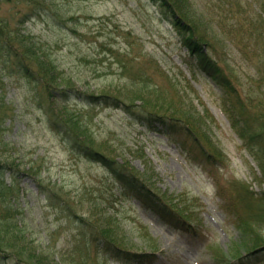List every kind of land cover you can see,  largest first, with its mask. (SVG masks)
Listing matches in <instances>:
<instances>
[{"label":"rangeland","instance_id":"obj_1","mask_svg":"<svg viewBox=\"0 0 264 264\" xmlns=\"http://www.w3.org/2000/svg\"><path fill=\"white\" fill-rule=\"evenodd\" d=\"M192 1L199 29L214 38L212 56L248 102V112L264 117V0ZM20 15H26L23 29L44 42L68 79L51 78V86L30 80L0 53V161L11 154L14 173L6 170L2 177L17 188L10 196L17 224L44 245L39 249L46 260L92 234L47 203L28 172L34 159L32 171L74 211L93 219L97 210L104 225L107 219L118 248L87 241L96 264H246V255L253 258L248 263L264 264V171L231 125L230 94L198 66L154 0H0L3 19L12 23ZM123 66L151 73L146 82L191 113L193 127L217 153L202 156L180 126L148 124L120 107L92 102L90 93H120L130 85ZM45 105L68 122L80 118L96 147L181 213L168 220L120 195L103 162L84 157L51 130Z\"/></svg>","mask_w":264,"mask_h":264},{"label":"trees","instance_id":"obj_2","mask_svg":"<svg viewBox=\"0 0 264 264\" xmlns=\"http://www.w3.org/2000/svg\"><path fill=\"white\" fill-rule=\"evenodd\" d=\"M27 1L35 3L37 0ZM154 3L159 8L161 15L173 25L180 41L195 54L198 59V66L209 75L213 74L224 90L230 94L227 99L230 103L228 115L231 125L239 137L248 143L247 149L264 171V117L257 119L252 112H248L246 106L248 102L243 99L238 89L231 83L230 77L212 56L211 53L215 52H213L214 38L208 34L207 30L199 29V13L194 2L192 0H154ZM24 17L20 15L11 23L8 19H3L0 16V53L7 57H5L6 61L18 75L20 74L30 80L38 83L43 82L47 85L50 84L47 81L51 78L54 83L56 80L68 81L54 64L50 52L46 51L44 42L23 29ZM123 70L128 74L129 86L120 90V93H90L88 98H92V102L120 107L139 121H146L148 124L156 123L166 126V128L180 126L190 136L194 137L202 156L207 155V153L210 155L217 153V149L210 147L205 140H202L198 131L193 127L191 113L179 106L174 107L173 98L168 100L162 96L164 89L151 87L146 82H152L151 73L145 72L140 66L134 70L126 69L123 66ZM47 74L49 79L45 77ZM66 88L70 87H65L60 91ZM137 100L139 102H135ZM44 108L49 114L50 128L55 134L76 147L84 157L99 160L111 170L120 195L134 196L140 204L161 217L168 218V220L175 213H181L168 205L165 199L162 200L156 191L143 183L133 172L124 170L117 159L96 147L94 145L95 139L92 138L90 130L80 118L68 122L62 119L57 111H53L49 105H45ZM179 110H181L182 116L179 114ZM3 144L4 142L0 137V153L1 148L4 147ZM7 152L10 151L7 149ZM10 155L0 161V262H6L7 259H10L12 264H96L97 261H95L94 256H88L85 247L87 241L91 244H100L104 249L110 246L115 249L118 248V243L107 225V219H105L106 225H104L99 216L100 213L94 215L97 210L91 213L94 216L93 219L74 211L68 198L52 187L51 183L44 182L37 170L32 171V167L36 163L34 159L28 166V172L36 182L38 191L43 193L47 203L60 208L67 215H71L74 220L88 228L92 234L89 240L80 243L75 242L71 248L58 252V257L48 262L42 255V249H39L40 247L43 248L44 245L34 243L33 238L28 237L20 229L15 219L17 208H14L13 202H10V196L16 197L17 188L10 183H5L2 177V173L6 170H9L12 175L14 174L9 163L12 160V158L9 159ZM244 190L247 192L244 193V197L250 199L249 196L252 194L250 195L247 188ZM260 199L264 200V197ZM92 203L96 207L97 204ZM250 260L253 258L248 257L247 259V255L243 256V263L250 262Z\"/></svg>","mask_w":264,"mask_h":264}]
</instances>
